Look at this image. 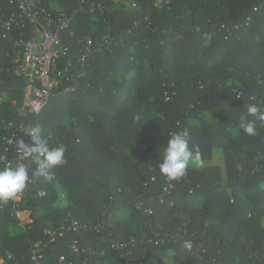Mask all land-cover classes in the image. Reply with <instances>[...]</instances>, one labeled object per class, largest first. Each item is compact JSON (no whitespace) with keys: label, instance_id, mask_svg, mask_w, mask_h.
Returning <instances> with one entry per match:
<instances>
[{"label":"trees","instance_id":"16d2710c","mask_svg":"<svg viewBox=\"0 0 264 264\" xmlns=\"http://www.w3.org/2000/svg\"><path fill=\"white\" fill-rule=\"evenodd\" d=\"M38 1L73 17L61 34L63 78L39 114H19L26 84L3 71L0 50V160L5 124L34 120L49 147L66 146L67 163L52 182L30 165L26 227L0 202L5 264H33L29 245L72 220L105 229L69 232L45 264H83L74 239L122 264L110 243L131 236L144 264H264V124L252 136L239 128L248 105L264 109V0ZM184 129L200 159L168 194L158 165L169 134Z\"/></svg>","mask_w":264,"mask_h":264},{"label":"built area","instance_id":"2783aa9c","mask_svg":"<svg viewBox=\"0 0 264 264\" xmlns=\"http://www.w3.org/2000/svg\"><path fill=\"white\" fill-rule=\"evenodd\" d=\"M163 0H158L162 4ZM73 22V17L66 15L61 10H50L40 4L38 0H0V50L1 58L8 61L3 69L8 75L22 79L26 84L25 100L23 107L19 109L32 114H39L47 105L52 94L59 89L63 72L58 70V58L60 54L66 55L68 49L62 44L61 34ZM91 44L87 48L86 56L82 58L84 64L87 56L91 53ZM4 102V93L0 89V103ZM15 103L13 102V105ZM35 125H41L34 120L20 124H5L3 134L4 153L0 163L5 166H15L19 163L28 165L30 158L18 154L17 141L23 139L30 144V137L24 135V130ZM33 180L29 178L25 190L12 203V216L19 220L22 227L32 223L28 211L20 209L21 201L25 193L30 189ZM174 188L173 180L166 179L164 191L168 194ZM5 211V206L0 208ZM27 214L28 217H25ZM105 229L103 220L92 223H79L72 220L67 226L57 229H45V239L41 242H33L29 245L28 258L33 264H45L46 253L51 245L57 244L64 239L69 232H93L102 233ZM138 244V238L131 236L128 239H115L110 243V249L118 252L123 260L122 264H144L138 257H134V249ZM195 243L186 240L184 247L192 250ZM69 249L73 254L87 255L83 264H90V256L95 255V264H110V254L103 250L99 255L96 251L87 250L79 240H71ZM12 258V256H10ZM103 258V259H102ZM67 261L65 256L58 259L60 264ZM6 259L0 258V264H5Z\"/></svg>","mask_w":264,"mask_h":264},{"label":"clouds","instance_id":"9594fccd","mask_svg":"<svg viewBox=\"0 0 264 264\" xmlns=\"http://www.w3.org/2000/svg\"><path fill=\"white\" fill-rule=\"evenodd\" d=\"M255 119H248V117ZM134 119L141 122L143 117L137 114ZM256 121L264 124V109L255 104L247 106L246 114L240 116L239 128L245 135H256ZM24 135L30 137V144L23 139L18 140L17 151L25 158H30L29 164L19 163L15 166H5L0 170V202L6 203L17 197L27 187L30 178L29 168L31 164L36 167L31 175L43 177L45 181L52 182L55 179L53 169L65 165L67 160L65 153L67 148L60 144L56 147H49L42 136V129L39 125L26 128ZM170 138L164 147L162 162L158 167L162 176L176 180L186 174L190 162L200 159L198 150L189 147L188 129L179 132H171ZM43 195V193H41Z\"/></svg>","mask_w":264,"mask_h":264},{"label":"crops","instance_id":"0c3cea01","mask_svg":"<svg viewBox=\"0 0 264 264\" xmlns=\"http://www.w3.org/2000/svg\"><path fill=\"white\" fill-rule=\"evenodd\" d=\"M30 215H31V214L29 213V217H31ZM25 217H28L27 214H25Z\"/></svg>","mask_w":264,"mask_h":264}]
</instances>
